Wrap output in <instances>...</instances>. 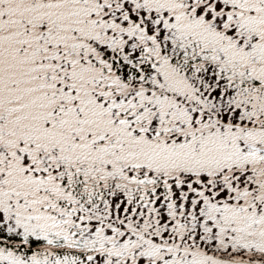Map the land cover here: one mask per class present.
I'll return each mask as SVG.
<instances>
[{
	"label": "snow or ice",
	"instance_id": "1",
	"mask_svg": "<svg viewBox=\"0 0 264 264\" xmlns=\"http://www.w3.org/2000/svg\"><path fill=\"white\" fill-rule=\"evenodd\" d=\"M0 264H264V0H0Z\"/></svg>",
	"mask_w": 264,
	"mask_h": 264
}]
</instances>
